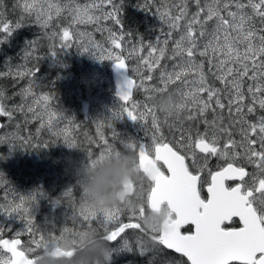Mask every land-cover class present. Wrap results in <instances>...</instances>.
<instances>
[{"label":"snow or ice","instance_id":"obj_1","mask_svg":"<svg viewBox=\"0 0 264 264\" xmlns=\"http://www.w3.org/2000/svg\"><path fill=\"white\" fill-rule=\"evenodd\" d=\"M192 2L196 11L191 14L187 0H182L176 6L175 15L167 9L160 12V19L168 24L169 30L165 32L161 29L155 42L147 45L146 56L139 55L144 51L143 43L138 47L133 46L128 58H132L133 54L139 58L138 66L134 69L140 78L139 84L130 76L125 77V83L118 92L120 101L124 103L110 117L115 121L126 114L133 121L145 125L151 123L150 146L138 141H121L128 149H138L136 170L148 182L146 197L140 198L138 206H133L130 199L122 204L131 212L129 222L121 219L124 211L121 206L98 207L89 201L83 189V202L78 217L74 218L80 220L79 229L71 231L66 228L64 233L67 235L57 237L50 234L47 239L40 235L32 241L33 246L21 249L20 233H17V238L4 239L5 229L0 228V264H35L37 257L46 252H51L54 257L60 254L73 256L81 238L87 234L96 235L110 245L122 239V244L127 246L129 240L123 235L126 230H138L148 235L151 244L163 245L181 253L191 264H264V115L257 117L254 122L249 119L250 115L257 112V106L264 110V0H210L204 4L202 0ZM107 6H111L110 11L105 10ZM14 7L21 9L20 20L12 24L3 20V12H0V32L10 35L21 28L25 16H34L33 23L48 29L54 18L66 9L71 16L68 26L59 33L53 31L50 39L59 36L60 47L71 48L72 36L84 35L70 31L72 25L95 23L98 25L96 31L108 33L106 39L111 47L105 50L100 43L90 39L87 44L81 43L83 52L98 50L101 54L95 56L97 59L113 61L118 70L128 72L126 58L114 51L122 49L126 33L113 31L101 24V21H111L121 30L124 29L119 16L121 9L114 0H92V3L83 6L75 0H68L63 7L47 3L46 0H17ZM181 21H184V31L174 41L169 57L172 60L179 58V61L169 72L166 66L161 67V61L168 52L172 31L181 27ZM209 22H214L215 27L209 34L210 39L201 48L200 40L206 36ZM36 45L37 42H32V50L25 53L26 61L36 50ZM50 47L54 48L55 45ZM105 51L106 55L103 54ZM56 55L55 51H51L52 57ZM197 57H209L207 74L204 61ZM157 69H160L158 87L147 83L153 80L152 73ZM37 71L38 68H25L23 71L18 70L15 75L21 78L35 77ZM7 75L13 73L9 71ZM209 75L214 81H219L222 87L210 82ZM177 81L182 82L187 89H177L183 98L177 106L178 110L188 112L178 125L168 124L167 117L170 115L155 103L156 97L169 93V85ZM134 87L144 89L146 102H132L131 107H128ZM31 93L30 84L20 95L26 97ZM49 99V96H43L44 101ZM2 101L3 94L0 93V116L11 117L12 111ZM16 110L25 111V108L17 106ZM209 111L215 114L212 120L207 119ZM27 112L38 118L32 106L27 107ZM158 113L164 114L163 121ZM198 117L207 125L204 132L199 128L194 130L191 125L184 126V120L196 121ZM47 124L51 128V117ZM162 124L169 131L175 129L172 140L165 137ZM44 126L41 124V128ZM234 132L239 134V140L234 138ZM113 136L118 137L115 129ZM65 139L68 147H75L67 135ZM101 139L107 147L96 159L89 160V168H94L106 158H118L121 155L107 139ZM211 157H218L226 164L218 166L219 170L213 172L208 168ZM248 165L253 166L255 171L250 173ZM205 172L210 177V181H207V200L201 197L200 191L201 175ZM229 180L239 183L229 187L226 185ZM78 183L82 186L80 181ZM123 187L130 196L135 191L134 181ZM141 190H144L143 183ZM64 195L71 196V189ZM18 200V203L0 204V210L9 217L26 220V231L32 233V208L36 197L20 195ZM146 210L164 212L162 225L146 230L142 223ZM234 217L239 218L242 226H230ZM185 225H193L195 230L183 233L181 229ZM136 241L141 251L150 250L149 241H144L142 236H137ZM111 248L113 251L116 249Z\"/></svg>","mask_w":264,"mask_h":264},{"label":"rangeland","instance_id":"obj_2","mask_svg":"<svg viewBox=\"0 0 264 264\" xmlns=\"http://www.w3.org/2000/svg\"><path fill=\"white\" fill-rule=\"evenodd\" d=\"M126 1L114 0V3L121 9L119 15L124 12ZM13 2L17 4V0H13ZM46 2L59 4L63 7L68 3V0H46ZM75 2L83 6L92 3V0H75ZM207 2H210V0H202V4ZM181 3L182 0H178L176 5L165 9L159 6L157 0H140L135 4V8L140 13L142 36L140 38H129L125 35V41L122 42V49L114 51L121 53L126 57V60L130 62L131 67L128 66L129 73L135 78L137 84H139L140 78L136 75L134 69L138 66L139 58L136 54H133L132 58H128L129 52L133 46L138 47L143 43L144 51L139 55L146 56L148 52L147 45L155 42L157 37L160 36L161 29L165 32L169 30L168 24L160 19V12H164L167 9L175 15L177 11L176 6ZM191 4L195 7L192 1ZM105 10L110 11L111 6H107ZM194 11H196V8L192 9L189 14ZM21 14V9L18 7L16 13L10 18L11 23L15 24V22L20 20ZM95 14L99 15V12ZM61 15L65 17V22L58 23L57 27H49L48 29H43L39 25L33 23L34 16L28 17L30 32L24 37L25 45L21 59H18L16 65L12 62H10V64L0 65V73H5L6 75L9 71L13 73V75H9L12 79V91L18 95L16 99L7 100L3 98L2 101L7 109L12 111V116L16 115V121L15 126L11 127L8 124L11 122L12 116H5L7 124L3 122V127L0 130V146L3 147V149L0 148V157L4 158L7 167V169H5V166L0 164V204L13 201L18 203V197L20 195H35L36 200L32 208V215L34 216L38 211L40 213V220H34L33 225L43 230L54 221L57 220L59 222L57 228H51L48 234L45 235L46 239L50 234L57 237L61 234L67 235L64 233V229L66 228L75 231L81 227L80 220L74 219L78 217L84 196L83 187L78 183L80 176L77 170L82 164H87L90 159H96L99 154L105 150L107 146L104 145L101 137L107 139L112 148L117 151H119V147L117 140L112 136L113 129H115L118 134L117 139L121 141H138L147 146L151 145L150 122L145 125L140 121L131 120L126 114L123 118L117 119L118 121L110 119L113 111L116 110L120 104L124 103L120 101V97L114 91L113 80L110 75V64L113 61L99 60L95 56H99L101 54L100 51L90 49L91 52H83V49L80 47L81 43L87 44L90 39L100 43L105 50L111 47L110 42H108V44L100 38L101 34L107 36L108 33L96 31L98 25L95 23L72 25L70 31L74 33H84V35H73L71 48L62 49L60 47L61 42L59 36L53 39L56 43L54 51L57 53L56 59H52L54 61V66L57 68L54 72L56 75L54 76L46 77L43 73V62L46 59H35L38 54L37 50L33 52L32 56L27 58V61L25 60V53L32 50V42H37L48 32L50 36L53 31L59 33L63 27L68 26L71 16L68 15L66 9ZM61 15L55 17L54 21L60 18ZM104 22H106L104 26L112 28L113 31H124L123 29L121 30L119 26L110 24V21ZM214 27V22H209L207 25V34L200 40L201 48L203 44L207 43L210 39L209 34L213 31ZM183 31L184 21H181V27L172 31V37L169 40V45H171L172 48L174 47V41L179 39ZM4 36L5 34L0 32V43ZM242 47L243 46H241V48ZM103 54L106 55V51ZM62 55L67 57L62 59ZM171 55L172 51H170V56ZM197 59L204 61L205 73L207 74L210 67L208 63L209 57H197ZM170 60L171 63L168 62L165 64L169 72L173 71V66L178 63L179 58ZM213 63H215V61H213ZM25 68H38L39 71L36 72L35 77L24 76L21 78L15 75L18 70L23 71ZM175 70L179 71L178 68ZM213 71H215V68H213ZM156 73L157 70L152 73V75ZM159 77L160 72L157 73L156 79L147 83L151 85H160ZM188 79H191V77ZM32 81H35V83H31ZM71 81H74L76 86H80L81 88L76 87L72 89V91L76 89L73 101L76 104L68 102L59 105L60 88L63 85L71 84ZM209 81L214 82L216 87H222L219 81H214L213 77L211 79L209 78ZM30 84L32 93L26 97L20 95L23 90L29 88ZM171 85L172 88L170 92L177 89L180 91L187 90L180 81ZM54 86H57L59 90L55 96L47 88ZM71 92H69L65 99H69ZM45 95L50 97L48 101L43 100V96ZM132 102L139 104L145 103L138 101L134 91L132 94V101L128 102L127 106L131 107ZM17 106H23L25 111L16 110ZM29 106L35 109L38 118H34L33 113L27 112V107ZM261 115H264V110L259 109L257 106V112L249 116V119L254 122L256 118ZM158 116L161 121L165 119L162 113H158ZM184 116H186V110H184V113L183 111L179 112L178 116H168L167 122L168 124L178 125L180 120L184 119ZM50 117L52 119L51 128L47 124ZM2 120H4V117ZM226 122L225 120V123ZM41 124L45 126L41 128ZM109 125H111V127H109ZM184 126H189L186 124V120H184ZM205 128H200V131L204 132L206 130ZM162 131L168 140H172V134L175 132L174 128L172 131H169L168 127L162 124ZM53 133L60 134L54 135ZM79 133H94V136L91 138H78ZM65 135H67L68 140L75 143V147H68ZM233 135L235 139H240L238 133L234 132ZM25 139L31 141V143L29 142V147L25 146ZM121 141L120 143L125 146ZM87 142L88 144L86 145ZM221 143H223V141H221ZM89 146H91V148H89ZM128 151L129 152L121 153L131 154L136 157V150L128 149ZM198 155L202 154L198 153ZM221 163L226 164L224 160L218 157H211L208 162V168L211 170V164L213 167L223 166ZM247 168L250 173L255 171L254 167L251 165H248ZM69 189H71V196H65V192ZM134 192L129 198L131 203L133 202L132 198ZM132 205L137 206L136 204ZM120 206L125 211L122 213L121 219L123 220V214L130 217V210L124 205ZM26 227V220L23 221L16 216L9 217L0 210V228L5 229L3 236L10 235V237H13L17 236V233H20V236L27 235L23 242V248L33 246L32 241L39 238L38 234H34L32 237V234L26 231ZM143 240L149 241L150 237L143 234ZM136 244L140 251V256L143 257V255L149 253V259L144 261V264H177L175 261L172 262L163 257L161 261L157 260L156 258L161 257V253L150 241V250L148 251H141L139 244L137 242ZM113 245L114 244H111V246ZM120 245H123L122 239H120V242L115 246ZM151 253H153L156 258H150ZM131 256L132 254L126 255L125 259H130ZM163 260L166 261L162 263ZM129 264L136 263L130 261Z\"/></svg>","mask_w":264,"mask_h":264},{"label":"trees","instance_id":"obj_3","mask_svg":"<svg viewBox=\"0 0 264 264\" xmlns=\"http://www.w3.org/2000/svg\"><path fill=\"white\" fill-rule=\"evenodd\" d=\"M139 1L140 0H127L124 12L121 15H119L123 24H124V29H123L124 32L126 33V35H127V33H131V35H127L128 37H131V38H137V37L140 38L142 36V29L140 27V13L135 8V4L138 3ZM191 1L192 0H187L189 12L195 8L191 4ZM157 2L161 8L165 9V8H171L174 5H176L178 3V0H157ZM15 5L16 4H14L13 0H2V7H0V12H3V19L5 21L11 22L10 18L13 16L14 13H16V10H18V7H14ZM24 20H25L24 26H22L21 28L14 30L10 35L4 33L5 36L0 43V65L10 64V62H12V63H14V65H16L18 59H21L22 52H23L24 45H25L24 37L26 36V34H28L30 32L28 16H25ZM64 22H65V17L63 15H61L60 18L53 21L51 28H55L58 26V23H64ZM101 24L104 25V24H106V22L102 21ZM110 24H112L111 21H110ZM106 37L107 36L105 34L100 35V38L102 40L108 42ZM53 44L55 45V47L54 48L50 47V45H53ZM55 48H56V43L53 39H50V33L49 32L37 41L36 50L38 51V54H37L35 59H46L43 62V73L45 74L46 77L56 75L54 72L57 68L54 66V64H53L54 61L52 60V59H56V58L51 56V51H54ZM170 51H172V46L168 45V52H167L165 58L161 61V67H164L165 64L168 62L171 63V60L169 59ZM65 55H66V53H65ZM64 57H67V56H63V58ZM128 64L130 65V62H128ZM158 72H160V69H157V73ZM157 73L153 75V79H156ZM135 77H137V76H135ZM209 78L211 79L212 77L209 75ZM57 85H58V83H57ZM153 86H156V84ZM76 87L80 88V86H76L74 81H71V84L63 85L60 88V101L58 102V104L61 105L63 103H68V102H72L71 104H76L73 102L74 98H75V90L76 89H74L72 91V89L76 88ZM56 88H57V86H54L53 88H48V90H50L51 93L55 96V94L58 93V91H59L58 88L57 89ZM169 88H172V85H169ZM69 92H71V93L69 95V99L67 100L65 98L68 96ZM134 92H135V96L138 99H144L146 101V93H145L143 88L135 87ZM0 93H2L3 98L7 99V100L8 99L12 100V99L17 98L18 95H16L12 91V79L9 75H6V74L0 75ZM183 113H184V111H183ZM187 114H188V112L186 110V115ZM214 115L215 114H213L211 111H209L206 114L207 119H209V120H212L214 118ZM225 116H226V113H225ZM3 117H4V121H6L5 116H0V119H2ZM11 118H12V120L8 125H10L11 127H14L15 121H16V115H13ZM186 124L191 125L194 130L196 128H199V130H200V128H203V129L205 127L207 128V125L202 123L201 118H199V117L196 121H187L186 120ZM93 136H94V133H90V134L79 133L78 138H80V137H85V138L90 137L91 138ZM114 138L117 139V137H114ZM117 140L119 141V139H117ZM29 142L31 143L30 140H26V142L24 141V144L26 147H29ZM87 144H88V142L86 143V145ZM0 148L3 149L2 146H0ZM87 150H89V149H87ZM121 152H129V151L127 148L126 149L121 148ZM0 164H3L5 166V169H7L4 158H2V157H0ZM212 167H213V165L211 164V168ZM142 177H143V174L141 173L138 175V177L134 181L135 192H134V195L132 198L133 199L132 204H136L137 206L141 202L140 198L146 197V194H147L148 182H147L146 178L142 179ZM142 183L144 186L143 191L141 190V184ZM34 220L35 221L40 220V213L38 211L33 216V221ZM123 221H125V219H123ZM58 225H59V222L57 220L54 221L52 224H49L47 226V228L43 229V230H40L38 226L33 225V232L31 233L32 237L34 236V234H38L39 236L40 235L45 236L48 234V232L50 231L51 228H57ZM123 235H124V237L131 239L132 243H133V240L136 241L137 236L143 237V233H139L138 230H126V233ZM21 237H22L23 242H24L27 235H22ZM113 246H111V247H113ZM155 246L160 253L164 252V254L168 257V259H166V260L171 259L172 262L174 260H177L176 261L177 264H188L187 261L182 256H177L178 258L172 257L171 253L167 252L166 248H164L163 245L155 244ZM113 248H116V249L113 251L112 264H129L130 261H133L136 264H144V261L149 259V256H148L149 253L147 255H143V257L141 258V256L139 255V253L136 250V248L138 249V247L137 246L135 247V245H133V247L130 249L124 245L114 246ZM129 254L135 255L137 257V259L136 260H132L131 258L125 259V256L129 255ZM38 259H39V256L36 259V263H37ZM166 260H163L162 263H164Z\"/></svg>","mask_w":264,"mask_h":264},{"label":"clouds","instance_id":"obj_4","mask_svg":"<svg viewBox=\"0 0 264 264\" xmlns=\"http://www.w3.org/2000/svg\"><path fill=\"white\" fill-rule=\"evenodd\" d=\"M179 90H174L155 99L156 105L170 116H178V105L182 102ZM79 181L90 202L98 207L109 208L122 205L129 200L130 194L124 191V185L138 177L136 157L124 154L106 158L94 168L82 164L77 170ZM164 212L149 211L143 218V225L150 231L162 225ZM111 245L100 237L87 234L81 238L78 250L73 256L60 254L53 256L46 252L39 256L37 264H112Z\"/></svg>","mask_w":264,"mask_h":264},{"label":"flooded vegetation","instance_id":"obj_5","mask_svg":"<svg viewBox=\"0 0 264 264\" xmlns=\"http://www.w3.org/2000/svg\"><path fill=\"white\" fill-rule=\"evenodd\" d=\"M207 175H208V173L205 172V173H203V174L201 175V178H203V177H205V176H207ZM236 182H237V181H235V180H230V181H227V184H228V186H232V185H234ZM124 212H125V211H123V213H124ZM123 219H125L124 222L129 221V217H127V215H125V214H123ZM240 225H241V223H240V221H239V218H238V217H234V218H233V221H232V224H231L230 226L240 227ZM181 231H182L183 233H189V232H192V231H194V226H193V225H185V226L182 227ZM128 240H129V245H127V246H128L129 248H132L133 245H134V243H135V241H133V243H132V242H131V239H128ZM119 242H120V240H118L117 242H114V243H113L114 246H115L116 244H118ZM167 250H169V249H167ZM169 251H170L172 257H177V255H181V254H178V253H176V252H174V251H172V250H169ZM137 252L139 253L138 250H137ZM139 255H140V254H139ZM163 255H164V254H163ZM163 255H162L161 257H159V258H156V256H155L153 253H151L150 258H156L157 260H160V261H161ZM141 258H142V256H141ZM131 259H132V260H136L137 257H136L135 255L132 254Z\"/></svg>","mask_w":264,"mask_h":264},{"label":"water","instance_id":"obj_6","mask_svg":"<svg viewBox=\"0 0 264 264\" xmlns=\"http://www.w3.org/2000/svg\"><path fill=\"white\" fill-rule=\"evenodd\" d=\"M126 76H129L127 74V72H125L124 70H118L116 67H115V64H113V68H112V80H113V85H114V90H115V93L118 95V92L120 91V87L121 85H123L125 83V77ZM132 78V77H131ZM134 79V78H132ZM119 96V95H118ZM0 127H1V123H0ZM219 170V169H218ZM217 171V170H215ZM213 171V172H215ZM237 184V183H236ZM236 186V185H235ZM207 187L208 185H206V192H207ZM234 187V186H232ZM207 199L209 198V194L207 192ZM242 226V225H241ZM195 230V229H194ZM4 239H7V238H4ZM20 239V238H19ZM21 240V239H20ZM191 263V262H190Z\"/></svg>","mask_w":264,"mask_h":264}]
</instances>
